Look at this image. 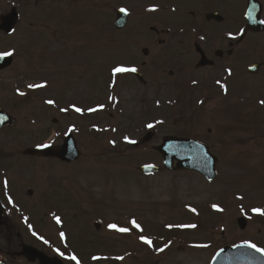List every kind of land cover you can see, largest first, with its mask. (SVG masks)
<instances>
[{
    "label": "rangeland",
    "instance_id": "1",
    "mask_svg": "<svg viewBox=\"0 0 264 264\" xmlns=\"http://www.w3.org/2000/svg\"><path fill=\"white\" fill-rule=\"evenodd\" d=\"M12 7L19 13L22 10V20L13 34L0 33V54L11 52L15 59L13 68L3 73V78H7L3 80V99L19 96L23 92L21 89L28 90L32 82L35 85L39 80L37 77L51 76L50 57L70 75H78L82 64L86 67L97 64L102 69V78L95 80L94 72L87 73V79L82 77L76 88L87 92L92 91L95 84L104 88L108 85L105 78L108 71L124 61L136 62L137 57L125 53L131 44L149 40L147 33L138 35L129 45L122 46L119 53L116 46L109 45L113 36L106 35L110 34L107 25L113 17L105 11L89 14L76 5L70 8L64 0H0V15L9 13ZM59 22L62 23L58 25ZM151 22L160 27L157 19H137L130 26L139 30ZM168 22L172 21L162 19L160 24L167 25ZM68 28L67 34L72 40L88 30L82 36L81 44L63 41L65 30H62ZM87 34L89 39L85 40ZM119 37L122 39V34ZM52 45L55 50H51ZM49 46L51 51H43ZM58 62L55 63L57 66ZM170 71L174 72V78L169 77ZM144 73L148 85L143 89L142 98L145 97L146 102L137 100L135 107L131 103L132 95H125L126 114L116 108L117 115L111 119L113 110H107L102 114L98 132H92L97 123L95 116L81 117L72 113L71 130L81 153L76 164L63 166L46 161L34 164L30 174L36 182L30 187L36 190L32 198H25L30 204L26 208L35 217L33 223L38 224L45 240L37 239L26 216L25 226L19 227L25 243L29 242L51 256L61 250L62 256L68 257L62 250L68 244L81 255L84 249L86 255L83 260L78 259L80 264H208L217 250L242 240V237L264 243V236L256 235L257 228H261L259 214L245 211L251 220L248 228H252L253 234H239L236 225V219L243 214L241 207L245 201L264 202V195L244 191L253 187L244 178L250 179L252 175L258 181L264 178V143H260L264 142V109L257 108V99H224L217 102L219 110L211 111L209 104L197 109L192 92L187 96L179 89L176 68L152 67ZM22 74L27 80L17 83V77ZM56 79L60 80L59 77ZM119 82L131 91L137 90L138 86L125 76H120ZM236 92L238 96L241 94L239 90ZM181 99L185 104L179 107ZM225 108H231V111ZM25 111L23 109L21 113ZM131 112L134 113L127 118ZM135 119L150 123L136 130L137 123H132ZM144 129L155 133L152 146H157L170 134L199 138L214 146L213 151L219 159L215 182L208 183L195 172L141 176L140 166L161 165L150 146V149L134 150L128 147V141L139 139L144 135ZM36 133L35 127L22 122L12 134L26 145L30 142L26 138ZM49 215H55V223L51 216L46 219ZM133 220L142 231L132 226ZM95 222L100 223L97 231L93 226ZM112 224L131 228V231L119 233L109 228ZM61 233L71 238L70 243L67 244L69 239L63 240L59 236ZM139 236L148 237L152 241L151 248L140 244ZM14 245L10 244L9 250H14ZM23 262L16 260L17 264H26ZM67 262L71 264L69 260Z\"/></svg>",
    "mask_w": 264,
    "mask_h": 264
},
{
    "label": "flooded vegetation",
    "instance_id": "2",
    "mask_svg": "<svg viewBox=\"0 0 264 264\" xmlns=\"http://www.w3.org/2000/svg\"><path fill=\"white\" fill-rule=\"evenodd\" d=\"M64 1L68 2L70 8L76 5L81 11L85 10L89 14L109 10V13H114V19L119 11L124 9L127 27L122 32L126 33L122 34V39L117 38L118 34L117 39L115 38V42L118 43L116 51L119 53L122 46L131 43V39L144 33L148 34L149 40L136 45L131 44V48L125 51L132 58L137 57L136 62L129 60L117 65L140 69V72L123 73L127 74L125 78L138 86L137 90L131 91L127 85L119 82V78H114L110 91L112 96H115V100L124 98L125 95L145 99L142 98L143 89L147 87L148 82L144 71L152 67L158 69L169 67L177 69L180 90L187 96L192 92V100H195V103L199 101L200 108L209 104L208 108L211 111L219 110L220 105L217 102L243 97L256 98L257 108L264 109V104L260 103L264 101V0ZM147 11L151 13H146ZM139 13H142L143 17L150 16L151 19L159 21L166 18L176 19L177 26L174 29L130 28L131 21ZM62 21L66 23L65 20ZM61 23L59 22L58 25ZM69 29L62 30H65L63 41L81 44L82 36L86 31L72 40L67 34ZM86 36L85 40H88L89 35ZM49 63V74L52 75L47 77L49 79L47 91L41 89L30 91L23 88L21 90L24 95L9 99H3V80L7 79L3 78V73L10 68L0 70V264H17V259L25 261V258L18 256L21 251L20 245L25 243L19 227H21L22 213L30 205L24 203L23 199L32 198L36 190L30 187L36 182L30 172L33 171L34 162L56 161L51 158L30 156L25 151L43 145L60 146L64 141L65 133L72 125L70 116L73 106L80 108L83 115L90 109H96L95 115L102 113L98 112L103 106L102 87L99 88V85L95 84L92 85L90 92L80 91L76 85H72L70 75L66 71L57 69L54 58ZM87 68L90 73L94 72L95 80L100 79L102 70L97 64ZM56 77L63 78V83L57 85ZM83 77L87 79L86 75ZM169 77H175L173 71L169 72ZM37 78L38 83L45 81V77ZM185 81L189 83V87L184 84ZM237 90L241 91L239 96L236 95ZM50 100L53 101L52 104L47 103ZM23 109L26 111L21 113ZM225 109L231 111V108ZM5 114L14 119L13 126H3L6 123ZM58 117L63 120L60 121ZM22 122L37 129L36 134L26 138L30 140L26 145H30L24 148L22 141L16 140L18 136L12 134L19 129ZM262 168L264 169V166ZM253 186L254 192L264 195V178L261 181L257 179ZM9 198L13 203H9ZM261 208L264 210V202ZM261 220L260 224L263 225L261 228H264V215L261 216ZM37 225L33 224V231H37L39 236ZM256 231L258 237L264 236V229L257 228ZM242 233L243 235L252 233L248 223ZM35 243L38 245L39 242L35 241ZM256 243L258 247L264 249V243ZM10 244H16L13 246L14 250H9Z\"/></svg>",
    "mask_w": 264,
    "mask_h": 264
},
{
    "label": "water",
    "instance_id": "3",
    "mask_svg": "<svg viewBox=\"0 0 264 264\" xmlns=\"http://www.w3.org/2000/svg\"><path fill=\"white\" fill-rule=\"evenodd\" d=\"M15 15V11L13 10L9 15L2 17L0 19V29H3L6 33L11 32L17 18ZM10 63V58L0 59V68H5ZM157 151L163 156L164 167L167 170H173L174 161H176V170L198 172L208 181H212L216 177L217 160L209 153L208 148L204 145L185 139L167 137L164 139L163 144L157 148ZM35 153L60 158L67 162H72L77 157L74 145L68 147L67 143L59 151L45 150ZM159 170V167H143L141 169L144 173L158 172ZM21 254L27 257L30 262L39 259L40 264H61L59 261L48 259L42 253H38L33 248L27 246H24ZM213 264H264V257L259 252L246 246H236L222 250L215 258Z\"/></svg>",
    "mask_w": 264,
    "mask_h": 264
},
{
    "label": "snow or ice",
    "instance_id": "4",
    "mask_svg": "<svg viewBox=\"0 0 264 264\" xmlns=\"http://www.w3.org/2000/svg\"><path fill=\"white\" fill-rule=\"evenodd\" d=\"M121 11H125V10L121 9ZM11 55H13V53L5 52L3 54H0V59H3L4 57L11 56ZM135 71H137L135 68L117 67L116 69L113 70V74L115 75L116 73L135 72ZM29 87L30 88H40V87H44V85L36 84V85H29ZM222 87H223V85H222ZM20 95H24V93L21 92ZM47 103L52 104L53 101L50 100V101H47ZM260 103L264 104V101H261ZM63 110L66 111V109H63ZM74 110L76 112H81L82 111L80 108H75ZM90 111H96V109H90ZM149 127H152V125H149ZM128 143H135V141L129 140ZM213 207L216 208L218 211H223V209H220L218 206L213 205ZM193 211H195V209H193ZM253 211L256 212L259 215H264V210H261V209L257 208V209H253ZM59 222H60L59 218H57V223H59ZM131 224H132V226L134 228L142 231L141 226L135 220L131 221ZM192 227H195V226L193 225ZM109 228L113 229V230H115V231H117L119 233H129L131 231L127 227H118L115 224L109 225ZM61 236H63V233H61ZM140 239H141V241L143 243L148 244L149 246H151L152 241L150 239H148L147 237L141 236ZM246 246L247 247H251V248H255L256 251L264 253V249L256 248V245H254V244H248ZM159 251H163V249H159ZM61 255H63V253H61ZM67 259L76 261V264H80V261L75 256L67 257ZM94 259H99V258L98 257H94ZM117 259L122 260L123 257H118Z\"/></svg>",
    "mask_w": 264,
    "mask_h": 264
}]
</instances>
